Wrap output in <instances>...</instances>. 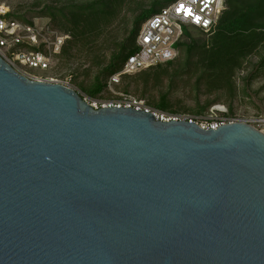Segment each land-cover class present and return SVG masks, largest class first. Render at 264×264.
I'll list each match as a JSON object with an SVG mask.
<instances>
[{
	"label": "water",
	"instance_id": "1",
	"mask_svg": "<svg viewBox=\"0 0 264 264\" xmlns=\"http://www.w3.org/2000/svg\"><path fill=\"white\" fill-rule=\"evenodd\" d=\"M0 264H264V134L97 110L0 57Z\"/></svg>",
	"mask_w": 264,
	"mask_h": 264
},
{
	"label": "rangeland",
	"instance_id": "2",
	"mask_svg": "<svg viewBox=\"0 0 264 264\" xmlns=\"http://www.w3.org/2000/svg\"><path fill=\"white\" fill-rule=\"evenodd\" d=\"M97 1L100 0H0L18 20L41 27L47 37L52 31L66 39L61 54L54 58L52 74L87 101L110 102L117 92L132 94L172 115L212 117L227 112L242 119L264 115V40L240 60V67L223 69L225 74L206 66L199 50L204 45L212 47L217 30L205 33L186 29L187 36L191 33L183 43L197 47L191 55L184 48L172 65L123 76L121 84L111 87L113 76L122 71L120 59L127 53L124 48L128 51L136 47L132 33L140 16L154 9L157 2L166 6L170 1L104 0V14L80 15L65 10L64 18H53L47 10ZM118 56L121 58L115 59ZM188 60L191 64L185 67ZM112 65L119 71L112 74ZM100 86L103 88L99 91Z\"/></svg>",
	"mask_w": 264,
	"mask_h": 264
},
{
	"label": "built area",
	"instance_id": "3",
	"mask_svg": "<svg viewBox=\"0 0 264 264\" xmlns=\"http://www.w3.org/2000/svg\"><path fill=\"white\" fill-rule=\"evenodd\" d=\"M226 11V0H178L150 17L136 40L137 50L129 57L123 70L113 76L111 87L121 84L123 76L135 75L160 65L174 62L178 46L186 38V29L213 32ZM66 39L56 32L44 30L18 20L6 3L0 2V57L21 75L36 81L64 85L52 74L54 58L61 54ZM67 87V86H66ZM114 100L106 103L87 101L95 109H133L153 114L160 122L196 123L206 131L235 123H247L264 134V115L242 119L215 114L212 117L172 115L152 108L145 100L132 94L114 92Z\"/></svg>",
	"mask_w": 264,
	"mask_h": 264
},
{
	"label": "trees",
	"instance_id": "4",
	"mask_svg": "<svg viewBox=\"0 0 264 264\" xmlns=\"http://www.w3.org/2000/svg\"><path fill=\"white\" fill-rule=\"evenodd\" d=\"M169 1L170 3L166 6L161 5L160 2H157L154 5V9L152 8V10L146 13L144 12L140 16V19L137 23L138 26L132 33L133 39L137 40L143 24L150 17L178 0H168V2ZM226 3L228 9L223 14L224 16L215 29L217 32L214 34L212 39V47L209 48L206 45L199 47L203 63H205L209 68L220 70L223 73H225L222 71L223 69H231L237 66L240 67V60L252 50L257 48L259 42L264 40V0H226ZM104 6V0H100L87 6L73 5L60 10L55 8H48L47 10L48 14H50V16L53 18H55L56 15L64 18L65 10L71 11L72 13H80V15H85L89 12H93L95 15L104 14ZM215 30L213 32H215ZM190 33L191 32H189L188 36L186 34V38L190 36ZM184 48L187 49L188 54L191 55L192 51L197 47L194 45L188 46L184 43H181L178 46L179 51L183 50ZM136 50L137 47L135 46L128 49V51L124 48V51L127 53L122 56V59H120L122 62V70L129 57L135 54ZM119 58H121V56H118L115 59ZM172 64L173 62L168 63V65ZM190 64L191 62L188 60L185 63V67H188ZM262 64H264V62ZM118 71L119 69L116 68L115 65H112L111 73L114 74ZM225 74L224 77H226ZM102 88L103 87L100 86L99 91L102 90ZM159 108L166 110L164 106Z\"/></svg>",
	"mask_w": 264,
	"mask_h": 264
},
{
	"label": "bare ground",
	"instance_id": "5",
	"mask_svg": "<svg viewBox=\"0 0 264 264\" xmlns=\"http://www.w3.org/2000/svg\"><path fill=\"white\" fill-rule=\"evenodd\" d=\"M220 110V109H219Z\"/></svg>",
	"mask_w": 264,
	"mask_h": 264
}]
</instances>
